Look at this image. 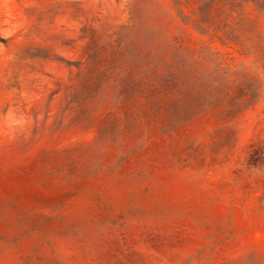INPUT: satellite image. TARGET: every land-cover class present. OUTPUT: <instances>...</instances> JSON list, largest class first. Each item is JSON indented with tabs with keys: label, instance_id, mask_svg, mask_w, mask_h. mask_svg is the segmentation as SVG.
<instances>
[{
	"label": "rangeland",
	"instance_id": "rangeland-1",
	"mask_svg": "<svg viewBox=\"0 0 264 264\" xmlns=\"http://www.w3.org/2000/svg\"><path fill=\"white\" fill-rule=\"evenodd\" d=\"M0 264H264V0H0Z\"/></svg>",
	"mask_w": 264,
	"mask_h": 264
}]
</instances>
